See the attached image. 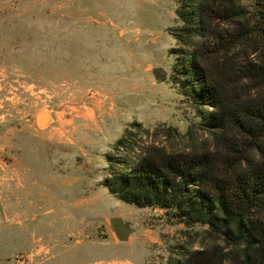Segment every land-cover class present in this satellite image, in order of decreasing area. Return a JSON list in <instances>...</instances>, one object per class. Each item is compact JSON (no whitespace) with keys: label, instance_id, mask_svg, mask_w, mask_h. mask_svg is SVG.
Instances as JSON below:
<instances>
[{"label":"rangeland","instance_id":"rangeland-1","mask_svg":"<svg viewBox=\"0 0 264 264\" xmlns=\"http://www.w3.org/2000/svg\"><path fill=\"white\" fill-rule=\"evenodd\" d=\"M178 4L0 0V264H179L209 243L205 225L102 184L106 154L132 123L141 146L211 144L173 79ZM75 176L82 190L60 187ZM85 196L95 206L68 205ZM112 217L134 229L126 241Z\"/></svg>","mask_w":264,"mask_h":264},{"label":"trees","instance_id":"trees-1","mask_svg":"<svg viewBox=\"0 0 264 264\" xmlns=\"http://www.w3.org/2000/svg\"><path fill=\"white\" fill-rule=\"evenodd\" d=\"M176 15L173 79L211 144L141 146L132 123L106 154L102 184L206 226L209 243L179 264H264V0H179Z\"/></svg>","mask_w":264,"mask_h":264},{"label":"crops","instance_id":"crops-1","mask_svg":"<svg viewBox=\"0 0 264 264\" xmlns=\"http://www.w3.org/2000/svg\"><path fill=\"white\" fill-rule=\"evenodd\" d=\"M40 119H41L42 122H45L46 121V119L43 118V117L40 118ZM48 126H49V124L46 125V127H45L44 130H46V128H47L48 129V131H47L48 134L53 133V130L54 129H52L51 127L49 128ZM81 180H82L81 176H75V177L66 178V179L64 177H60L59 178V181L63 183V185H60V187H63L65 189H69V190H76L77 189L79 191V190H82L80 188V185H79V184H81L80 183ZM94 201H95V199H94ZM94 204H95V202H93V201H89L88 202V197H86V196L85 197L78 198L73 203H68L69 206L74 205L75 206V209H79V210H80L81 207L82 208H86V207H89L90 208V207H93V206H95Z\"/></svg>","mask_w":264,"mask_h":264},{"label":"water","instance_id":"water-1","mask_svg":"<svg viewBox=\"0 0 264 264\" xmlns=\"http://www.w3.org/2000/svg\"><path fill=\"white\" fill-rule=\"evenodd\" d=\"M109 222L116 238L121 242L126 241L134 231L121 217H112Z\"/></svg>","mask_w":264,"mask_h":264},{"label":"bare ground","instance_id":"bare-ground-1","mask_svg":"<svg viewBox=\"0 0 264 264\" xmlns=\"http://www.w3.org/2000/svg\"><path fill=\"white\" fill-rule=\"evenodd\" d=\"M49 113V112H48ZM45 118L46 120H47V114L46 113H44V112H40L39 114H38V116H37V124L38 125H41V123H44V122H42L41 121V119L40 118Z\"/></svg>","mask_w":264,"mask_h":264}]
</instances>
